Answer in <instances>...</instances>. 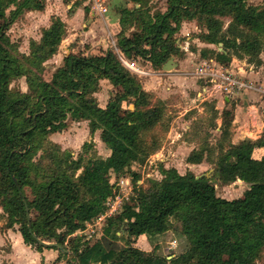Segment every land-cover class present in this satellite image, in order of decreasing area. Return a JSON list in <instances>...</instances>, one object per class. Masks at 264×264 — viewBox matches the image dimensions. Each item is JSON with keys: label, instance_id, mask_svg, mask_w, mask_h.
I'll return each instance as SVG.
<instances>
[{"label": "trees", "instance_id": "1", "mask_svg": "<svg viewBox=\"0 0 264 264\" xmlns=\"http://www.w3.org/2000/svg\"><path fill=\"white\" fill-rule=\"evenodd\" d=\"M46 1L0 0L2 230H17L39 252L59 250L40 242L58 244L63 248L60 256L75 264H264V155L254 158L257 149L264 154V135L234 144L236 103H226L220 116L216 102H206L212 130L221 119L220 137L215 144L202 138L187 163H209L212 176L198 178L191 171L182 175L160 164L161 178L147 177L138 184L141 175L132 171L134 164L156 154L169 131L165 128L162 138L158 134L167 112L164 103L153 100L115 53L99 52L79 40L66 47L62 65L48 77L46 64L68 36V26L59 17H52L39 41L31 40L29 54L20 53L8 33L21 17L43 12ZM127 1L134 5L119 10L117 44L130 60L150 61L162 70L170 59L183 56L178 44L183 24L196 22L201 30L195 37L217 46L202 50L201 58H216L226 68L233 59L263 64L264 5H252L251 0H167L165 11L153 13L150 0ZM23 79L27 91L13 86ZM102 80L114 88L104 109L95 99ZM125 103L134 110L125 109ZM85 121L91 137L100 132L109 157H97L91 153L93 143L86 142L88 156L75 158L51 140L73 122ZM196 128L195 138L201 132ZM112 177L131 178L137 195L106 221L103 239L73 237L106 210L114 192ZM214 181H242L249 189L228 200L217 194ZM170 231L189 244L179 256L168 259L134 247L140 237L153 239ZM119 240L125 249L114 247Z\"/></svg>", "mask_w": 264, "mask_h": 264}, {"label": "crops", "instance_id": "2", "mask_svg": "<svg viewBox=\"0 0 264 264\" xmlns=\"http://www.w3.org/2000/svg\"><path fill=\"white\" fill-rule=\"evenodd\" d=\"M74 4L76 5V7H73V10L71 11L74 12L73 18L70 21H64L66 24H68V31L70 30L71 26L74 25L73 24L74 22H76L75 24L78 25V23L83 18L88 17V20L89 18H91L90 20L94 21L93 25L91 26V28H89V30H84V32L80 35L81 37L79 36L80 38L82 37L84 38V39H80L81 43L87 44L85 41L89 39V35H91L92 31H95L94 28L101 27L96 31L94 36L95 37L99 36L100 38L105 37L103 41L99 42V45H101L100 48H102L103 51L110 50L111 38L112 40L116 41L117 40L116 36L120 32L119 15L116 16L117 10L110 15L111 17L110 19H108V23H107L105 16L103 18L100 17L95 18L92 16L90 12L91 4L89 0L86 1L79 0L78 3H74ZM43 12H32L29 14H38ZM103 23L104 24L106 23V26ZM191 23L192 22L184 23L179 35L180 36L179 42L181 43V46L184 47V49L187 47L184 50L187 53L184 59L178 60L176 58L177 60H175V62L177 64V67L171 72H165L163 71V69L162 71L155 69L157 77L160 80V84H162V87H160L158 91H155V94H157L158 96L157 98L165 102L168 107L175 108L174 109L175 113L172 119L173 122L171 124V128L168 131V137L164 142L162 149L158 151L156 154L152 155L151 157L154 160H159L162 164H164V166L167 169H175L182 175L186 174L188 171H191L197 177H202V176L209 177L208 175L214 171L213 168L208 169V166L210 165L209 163L203 162L202 164L199 165H192L187 163V158L189 157L191 152L197 147L195 141L192 140V142H188L186 141L187 138H185L184 136L188 132L190 133L192 129L190 121L188 120V118H190V116L188 117V114L196 109H198L197 116L204 114L203 111H201L202 109L200 110L199 108V105L201 104H198L197 103L198 100L191 96L192 92H196L198 97L200 90L202 89L201 83H198V81L195 78H193L191 74L194 72L196 65L203 59L201 58V51L205 49L215 50L217 46L202 43L197 37L193 38L192 36H190V34H192V31H188V30H190V28H192L193 26V24ZM198 28L199 27L194 25V30L195 29L197 30ZM47 29H49V27ZM107 35L110 36L107 38ZM186 43L188 45H186ZM191 44H195L194 48L191 47ZM62 48L63 46H61L60 49L62 50ZM218 49L219 51H222L221 47ZM62 53L60 51L56 56H54L52 60H50L57 65V67L54 68L51 74H53L54 71L62 65L63 59L65 57L64 51ZM58 60H60V63H56ZM260 67H256L254 65L246 63V61L243 60L233 59L230 65V70L244 77H249L250 75L258 77L259 81L256 84L257 86L264 89V75L262 76V73L259 70L257 71V69ZM173 82L186 84L188 87V89L184 88V90L182 91L185 95L183 98H181V100L179 99V97L172 95L174 91L171 89V87L170 88L167 87V84L169 83L172 84ZM148 83L149 82H147V84ZM100 84H101V89L97 94H95V99L97 105L100 108L104 109L106 108L109 99L112 97L114 88L107 80H102ZM104 91H107L106 92L107 97H101ZM146 91L150 93L148 89H146ZM183 103L184 105L190 104L191 107L188 109H181L183 108ZM235 103H236V111H235V120L233 122V127H232L233 128L232 142L234 144H238L240 141H243L245 139H252V140L260 139L264 135V119L261 113V109L264 107V93L254 92V91L245 93V95H243V98L241 97L239 98L237 96ZM225 108H226V104L224 105L221 101L218 102L216 105V110L219 112L220 116ZM170 113L173 114V112ZM195 119L196 116H193L191 118V122H194ZM74 123L86 125L87 129L89 130L87 121L73 122L72 124ZM217 123L219 126L217 130L219 131L222 125L221 119H218ZM181 126L184 127L185 130L182 129L180 130L179 128H182ZM97 133L100 134L99 132ZM58 134L61 133H57L53 135H58ZM251 134L252 137H249ZM53 135H51V137ZM256 154L258 155V158L256 159L260 160L263 158L264 155L263 150L257 149L254 152V156ZM182 161H185L184 167L182 165ZM179 165L182 166L181 167L182 171H180ZM183 169L185 170L184 173H183ZM156 174L158 177L160 176L158 170L156 171ZM235 183L245 184L242 181H237ZM0 214H2L1 208H0ZM3 226H4V222L1 221L0 222V264H58L62 260L67 259V258H62L60 256V251L56 249L47 248L40 252L35 249H32L31 247L25 244L22 235L17 230H13V229L2 230Z\"/></svg>", "mask_w": 264, "mask_h": 264}, {"label": "rangeland", "instance_id": "3", "mask_svg": "<svg viewBox=\"0 0 264 264\" xmlns=\"http://www.w3.org/2000/svg\"><path fill=\"white\" fill-rule=\"evenodd\" d=\"M72 2L78 3L79 0H47L46 1V7H45L46 9L44 10L43 13L29 14V15L27 14L24 17H21V19L19 21H17L11 27V29L8 33L11 40L19 48L20 53L29 54V52H30L29 47H30L31 40L34 39L36 41H39L41 39L43 31L45 29H47L48 27H50L52 17H59L63 21H70L74 15V12H71V11L73 10V7H76V5ZM250 3L252 5H255V6H262V5H264V0H251ZM133 5H134L133 3H128L127 0H121V1L111 0L110 4H109V8H108V13L105 15V19H106L107 23H108V19H110V17H111L110 15L113 14V12H115L117 10L116 16L119 15V20H120L119 10L125 9V8H127V9L132 8ZM149 7L151 8L153 13L157 12V11H161V12L165 11L167 8V0H150ZM90 19L91 18H89V20H88V17H85L78 23V25L75 24L76 22L73 23L74 25L71 26L70 30L68 31V36H67L68 39L66 38L63 41V43L61 45V46H63V48H62V50L60 49L59 52L61 51V53H62L64 51V54H65V52L67 51L65 47H68V45H71L75 41H78V40L80 41V39H84L83 37L80 38L81 37L80 35L84 32V30H89V28H91V26L93 25L94 21L90 20ZM225 22H226L225 23V28H226L229 24V21L226 20ZM191 24H193V26L188 31H192V34H190V36H192L194 38L195 36H197L200 33L201 29L196 22H192ZM104 25L106 26V23ZM194 25H196L199 28L197 30L196 29L194 30ZM67 26H68V24H67ZM100 28L99 27L94 28L95 31H92L91 35H89L88 40H86V38H85V40H86L85 42L87 43L89 48H91V45L92 46L97 45L96 47H97V49H99V52H102V48H100L101 45H99V42L103 41V39L105 37L100 38L99 36H97V37L94 36L96 31ZM109 36L110 35H107V38ZM116 38H117V36H116ZM179 38H180V36H179ZM194 46H195V44H191L192 48H194ZM216 49H217V47H216ZM181 52H182L181 54L183 56L173 57V58L175 60H177V59L183 60L184 56L187 53L183 49H181ZM261 58L263 60V66L258 68L257 71L259 70L263 76L264 75V52L261 54ZM59 59H61V58H59ZM214 60H215V62L220 63L216 58ZM56 63H60V60H58ZM246 63H248V62L246 61ZM55 67H57V65L54 64V62H52V61H50L46 64L48 77L51 76V73ZM160 71H162V70H160ZM247 78L249 80L253 81L254 83H258V81H259V78L256 76H253V75H250ZM139 80H140L143 88H145L144 90L146 91V89H148V91H150V94H152L154 101H162V100L158 99L157 94H155V91H158V89L160 87H162V84H160V80L158 79V77H153L151 79H139ZM147 82H149V83L147 84ZM13 86L19 87L22 91H27V85H26L25 79L15 82L13 84ZM108 86H109V84H108ZM167 87L168 88L171 87V89L174 91L172 95L179 97L180 100L185 95L182 92L184 90V88L188 89L186 84H180L178 82H173L172 84L169 83V84H167ZM106 92L107 91H104V93H103V95H101V97H107ZM243 95H245V93H241L240 95H238V97L243 98ZM191 96L193 98L197 99V93L196 92H192ZM102 99H104V98H102ZM163 103L165 105L167 112H166V117L163 120V125L161 126V129L158 132L159 135L162 134V131L165 128L166 129H168V127H169V129L171 128V124L173 122L172 119H173V116L175 113L174 112L175 108L168 107L165 102H163ZM197 103L201 104V105H199V108H200V110L202 109L201 111H203L204 114L197 116L198 115V111H197L198 109H196V110H194L188 114V117L190 116V118H188V120L190 121L191 128H193V130L195 128V131L191 132V133L188 132L184 137L187 139L194 138L196 147L198 148L199 144L202 141V138H205V137H207V139L210 141V143L215 144L216 141L220 137V133L218 130H212L210 125H209L210 124L209 121L212 117L211 108L209 106H205L204 102L197 101ZM190 107H191L190 104L184 105V103H183V108H181V109H188ZM124 108L128 109L130 107H128V105L125 103ZM170 112H173V114ZM261 113H262V117L264 119V107L261 109ZM193 116H196V119L194 120V122H191V118ZM196 127H200L201 132H200V134L198 132L199 135H198V137L195 138V134H196L195 132L197 129ZM179 129L185 130L184 127L179 128ZM232 132H233V130H232ZM99 135L100 134L97 133V134H95L94 137H91L89 134V130L87 129L86 125L74 123V124H71L69 126V128L66 131H64L63 133L58 134V135H53L51 137V140L54 141L55 143L56 142L59 143V145L62 147L63 150H67V151L72 152L75 158H77L79 156L87 157L88 155L85 153V150H83V145L86 142H91V143H93V150L91 151V153H93L94 155H96L97 157H100V158H107L111 152L101 142ZM167 137H168V132L165 135V138L162 140L161 149H162L164 142L166 141ZM249 137H252V134ZM161 138H162V135H161ZM254 158H258V155L256 154L254 156ZM160 164H162V163L159 160H154L150 156L148 158V160L146 162H144L142 165L134 164L132 171L141 175V181L140 182L142 183V181H144V179H147V177L161 178L160 176L158 177L156 174V171L158 170ZM184 164H185V161H182L183 167H184ZM181 167L182 166L179 165L180 171H182ZM211 168H213V166L209 165L208 169H211ZM184 172H185V170L183 169V173ZM198 173H201V172H198ZM212 174H213V172L210 173L208 176L210 177V176H212ZM148 175H151V176H148ZM114 182L116 183V180L113 179V177H112V183H114ZM214 183L216 185L217 194L220 197L228 199V200H234V199H238V198L242 197L243 194L245 193V191L248 189V185L242 184V183H238V184L235 183V184H229V185L222 184L218 181H214ZM131 188H132V191L124 190L121 192V190H119V194L121 196L124 195L126 197V198H124L123 203H127L128 201H130L132 195H134V196L137 195L136 194L137 190H135L136 188H135L133 183H131ZM106 227L107 226H106V221H105L102 224H100V226L95 227L94 230L97 233L102 230L104 233ZM89 233H90V230L87 231L86 235H88ZM118 236H121V234L119 233ZM94 237H97L96 234L94 235ZM85 238H83L84 239L83 241H86V242H94L95 241V238H92L90 240H87ZM103 238H104V236L102 237V239ZM98 240H101V238ZM114 247H116L118 250H121V249L123 250L126 247L125 242L119 240L118 242H116L114 244ZM134 247L138 248L142 251L148 252V253L155 251L157 254H159L163 257H168V259H172L175 256H179L182 253H184L185 251H187V249L189 248V244H188L186 238H184L183 236H181V235H179L173 231H170L164 235L156 236L153 239H149L147 236L140 237L139 239H137L136 243L134 244ZM263 256H264V254H263ZM66 262H67V264H73V261L70 260L69 257H67V259H65V260H62L58 264L66 263Z\"/></svg>", "mask_w": 264, "mask_h": 264}, {"label": "built area", "instance_id": "4", "mask_svg": "<svg viewBox=\"0 0 264 264\" xmlns=\"http://www.w3.org/2000/svg\"><path fill=\"white\" fill-rule=\"evenodd\" d=\"M91 4L90 12L93 17L103 18L108 12V6L110 0H89ZM110 51L115 53L121 62V64L138 79H151L157 77L156 70L150 61L140 62L137 60L128 59L124 53L121 52L118 47L117 40H110ZM181 49L185 50L178 41ZM186 45H188L186 43ZM198 83H201V90L197 100L200 102H222L226 103L235 102L237 96L241 93H248L251 91L264 93V89L257 86L256 83L249 80L238 73H234L230 68H226L224 65L215 62L214 59H202L197 65L194 72L191 74ZM132 179L123 178L116 183H112L114 186L113 196L110 197L106 203V210L99 215L92 223L87 224L85 229L78 230L73 237L80 236L87 240L95 238V240L102 239L104 236L103 231L98 233L94 230L95 227L100 226L103 222L110 218L118 216L123 209V200L126 198L124 195L119 194V190H129L131 188ZM138 184H141L139 182ZM125 188V189H124ZM127 188V189H126ZM89 228V229H88ZM90 230L88 235L87 231ZM96 234L97 237H94ZM97 238V239H96ZM60 264H67L60 263ZM75 264V262H73Z\"/></svg>", "mask_w": 264, "mask_h": 264}, {"label": "water", "instance_id": "5", "mask_svg": "<svg viewBox=\"0 0 264 264\" xmlns=\"http://www.w3.org/2000/svg\"><path fill=\"white\" fill-rule=\"evenodd\" d=\"M176 67H177V64H176V62H175V59L174 58H172V59H170L167 63H166V65L163 67V71H165V72H171V71H173L174 69H176ZM130 109L131 110H134V105H131L130 106ZM198 178H200V177H198ZM248 189H249V187H248ZM41 244H43V245H45V246H47V247H55V248H57V249H59V250H63V248L60 246V245H58V244H47V243H44V242H40ZM66 252V251H65Z\"/></svg>", "mask_w": 264, "mask_h": 264}]
</instances>
